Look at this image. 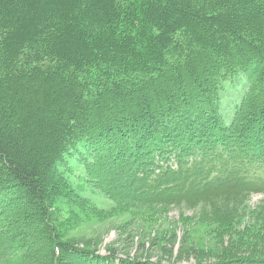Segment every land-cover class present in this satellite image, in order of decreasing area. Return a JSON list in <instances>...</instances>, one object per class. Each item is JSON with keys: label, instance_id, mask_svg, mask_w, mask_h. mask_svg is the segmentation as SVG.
I'll return each instance as SVG.
<instances>
[{"label": "trees", "instance_id": "1", "mask_svg": "<svg viewBox=\"0 0 264 264\" xmlns=\"http://www.w3.org/2000/svg\"><path fill=\"white\" fill-rule=\"evenodd\" d=\"M72 163L114 211L209 209L199 264H264L263 218L238 222L264 198V0H0V264H116L67 240L104 216Z\"/></svg>", "mask_w": 264, "mask_h": 264}, {"label": "rangeland", "instance_id": "2", "mask_svg": "<svg viewBox=\"0 0 264 264\" xmlns=\"http://www.w3.org/2000/svg\"><path fill=\"white\" fill-rule=\"evenodd\" d=\"M241 90L225 88L224 114L229 120L231 104L238 98ZM71 166L74 169L69 173L70 179L76 186L81 184L84 187L83 193L93 205L102 209L104 216L100 217L98 213H81L80 224L70 228V235L67 237L69 242L82 248H92L102 256L114 254L116 264L127 258L138 259L139 263L145 260L161 261L163 264L216 262L213 255L221 250V237L217 235L220 223L209 219V209L193 211L170 205L132 204L128 205V211H114L117 204L93 189L87 179L80 177L82 174L77 163H72ZM263 205L264 198L260 193L250 195L244 202V216L238 222L240 226L246 225L249 229L245 232L255 231L259 227L257 220H264ZM73 235L75 239L70 238ZM199 252L206 254L200 256Z\"/></svg>", "mask_w": 264, "mask_h": 264}]
</instances>
